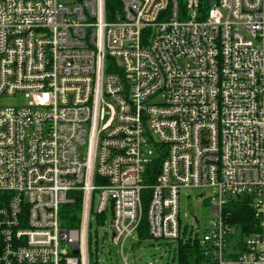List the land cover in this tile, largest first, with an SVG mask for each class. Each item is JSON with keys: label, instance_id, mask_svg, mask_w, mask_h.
<instances>
[{"label": "built area", "instance_id": "obj_1", "mask_svg": "<svg viewBox=\"0 0 264 264\" xmlns=\"http://www.w3.org/2000/svg\"><path fill=\"white\" fill-rule=\"evenodd\" d=\"M184 3L121 0L109 21L106 0H0V101L24 99L0 105V264H92L97 194L130 264L144 215L150 239H187L182 190H212L191 237L212 264H264V0H216L203 19Z\"/></svg>", "mask_w": 264, "mask_h": 264}, {"label": "rangeland", "instance_id": "obj_2", "mask_svg": "<svg viewBox=\"0 0 264 264\" xmlns=\"http://www.w3.org/2000/svg\"><path fill=\"white\" fill-rule=\"evenodd\" d=\"M24 103L22 96L4 98L2 106ZM212 190H182L180 197V212L182 231L187 239L191 237L203 238L205 227L208 225L209 205L206 199L198 197L205 194L209 197ZM98 194L95 198L94 212L91 226V253L93 264H121L120 248L113 243L111 224L112 213L99 216L96 212ZM194 217L201 222L197 229ZM126 255L130 264H179L175 250L176 242L165 240L143 239L139 234H133L125 243Z\"/></svg>", "mask_w": 264, "mask_h": 264}, {"label": "trees", "instance_id": "obj_3", "mask_svg": "<svg viewBox=\"0 0 264 264\" xmlns=\"http://www.w3.org/2000/svg\"><path fill=\"white\" fill-rule=\"evenodd\" d=\"M214 1L216 0H200L201 19L205 18V14H207ZM184 4V0H181V8H184ZM121 9V0H106V11L109 21H112L121 12ZM157 170L158 166L155 165L148 168V183L153 184L155 182ZM149 197L150 192L149 190H147L143 194L145 211L148 206ZM81 207V198H78L77 202H75L74 204L66 205L63 208L62 219L64 226H67L69 228H76L79 226ZM231 209L234 212L233 222L245 227V232L250 233L252 231L250 227L253 226V217L251 210H249L244 204L235 205ZM137 233L139 234V240L150 239L146 215H144ZM176 243L177 248L175 250V253L177 255L179 264H212L210 259L206 257L205 250L198 238H189L185 240L180 239Z\"/></svg>", "mask_w": 264, "mask_h": 264}, {"label": "water", "instance_id": "obj_4", "mask_svg": "<svg viewBox=\"0 0 264 264\" xmlns=\"http://www.w3.org/2000/svg\"><path fill=\"white\" fill-rule=\"evenodd\" d=\"M202 197V195H200ZM196 222L199 223L198 219H196ZM74 254H78V251H75Z\"/></svg>", "mask_w": 264, "mask_h": 264}]
</instances>
